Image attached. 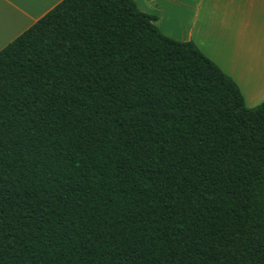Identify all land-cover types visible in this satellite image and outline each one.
<instances>
[{
  "label": "trees",
  "instance_id": "16d2710c",
  "mask_svg": "<svg viewBox=\"0 0 264 264\" xmlns=\"http://www.w3.org/2000/svg\"><path fill=\"white\" fill-rule=\"evenodd\" d=\"M134 0H62L0 50V264H264V101Z\"/></svg>",
  "mask_w": 264,
  "mask_h": 264
},
{
  "label": "crops",
  "instance_id": "0c3cea01",
  "mask_svg": "<svg viewBox=\"0 0 264 264\" xmlns=\"http://www.w3.org/2000/svg\"><path fill=\"white\" fill-rule=\"evenodd\" d=\"M62 0H0V50ZM166 37L190 42L238 87L264 101V0H134Z\"/></svg>",
  "mask_w": 264,
  "mask_h": 264
}]
</instances>
